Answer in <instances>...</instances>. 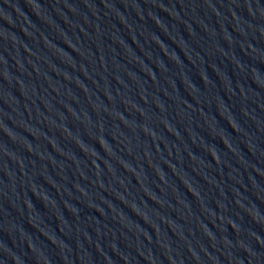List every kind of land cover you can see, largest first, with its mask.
<instances>
[{
  "label": "water",
  "instance_id": "1",
  "mask_svg": "<svg viewBox=\"0 0 264 264\" xmlns=\"http://www.w3.org/2000/svg\"><path fill=\"white\" fill-rule=\"evenodd\" d=\"M0 264H264V0H0Z\"/></svg>",
  "mask_w": 264,
  "mask_h": 264
}]
</instances>
